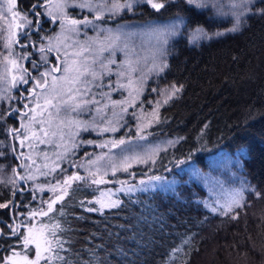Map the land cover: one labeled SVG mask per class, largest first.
Returning a JSON list of instances; mask_svg holds the SVG:
<instances>
[{
    "label": "trees",
    "instance_id": "1",
    "mask_svg": "<svg viewBox=\"0 0 264 264\" xmlns=\"http://www.w3.org/2000/svg\"><path fill=\"white\" fill-rule=\"evenodd\" d=\"M34 2L29 0L28 7ZM143 5V9L136 14L120 15L107 27H114L117 23L133 25L150 19L164 20L178 13L188 18V14L183 11L185 6L179 0L172 6L166 5V9L160 12ZM211 17L212 14L208 13L196 19L200 26L211 32L223 27L222 19L213 21ZM249 24L241 33L226 34L201 42L199 46L189 43L187 39H178L172 44V52L167 57L168 68L155 77H149L147 84L162 88L182 86V91L159 106L158 120L149 115L157 111L153 105L148 107L147 113L141 114L142 109L135 105L136 99L132 108L126 103H119L130 97L128 90L122 89L120 94L118 91L111 94V99L118 102L116 112L119 110L121 113L119 119H126L123 125L137 127L140 117H148L147 133L150 140L178 142L168 145L156 155L155 166L147 165L141 169L135 166L128 172H117L109 180L119 179L130 183L141 177L165 174L175 178L178 197L171 191L160 194L153 191L136 192L132 194V199L140 202L132 203L120 193V198L127 204L126 208L104 209L103 214L88 212L85 207H94L88 201L92 200L101 186L85 179L73 182L68 195L54 205V210L48 216L31 220V211L39 210L40 207L47 210L54 193L32 187L30 179L16 178L14 186L9 184L7 190L0 192V202L8 200L9 205L8 209L0 208V229L8 231V224L15 225L21 221L37 225L40 222L59 223L62 231H58L57 235L64 241V251L60 252V256L67 264H85V261L98 264L101 259L106 264H264V214L255 215L264 204V199L245 192L246 206L234 209L239 215L233 219L232 212L221 215L220 211L212 212L207 208L201 201L203 188L198 187L194 180L188 181L192 168H207L208 160L216 151L222 150L234 157L242 150L239 153V163L243 165L241 181L247 180L264 189V19L255 17ZM132 30L136 32V27ZM64 35L70 36V33ZM134 36L128 41L129 44ZM89 37L95 39L96 34L87 32L86 37L82 32L79 37L74 35L70 39H63L65 51L71 53L76 50L75 45L66 47L72 45L73 40L84 41ZM234 56L237 59H233ZM116 59L119 63L124 59V54L117 52ZM147 95H143V98ZM102 103L109 101L104 100ZM123 107H127V112H135L136 116L122 112ZM94 114L62 110L57 116L54 112L50 131H55L57 135L48 138L50 143L25 141L23 152L32 157V160H27L28 174L36 173L41 183L49 185L66 179L72 171L77 170L78 166H69V160L81 165L88 154H98L102 148L95 144L73 148V143L92 135L90 131L76 129L68 123L73 117L90 120ZM11 124L15 126L16 121H11ZM99 128L98 133H102L100 137L115 135L120 138V133L124 131V128H117L115 132ZM77 132L78 135H75ZM0 133L5 132L0 130ZM6 143L18 146L19 139L11 143L6 139ZM30 143L33 144L31 148L28 147ZM57 144L61 146L56 147ZM44 152H47V157L43 155ZM65 152V159H58L55 155ZM16 156L17 153L9 151L7 158L0 160L12 167L21 163L14 158ZM33 160L35 163H32ZM177 160L183 163L177 164ZM53 161L58 167L51 171ZM244 161L248 166L244 165ZM45 164L48 167H44ZM129 173H134L135 177ZM118 185L108 183L105 187L115 191ZM58 194L57 191L55 195ZM81 202L85 207L80 206ZM61 210L63 215H60ZM22 230L25 232L26 228ZM101 245L103 247L99 248V255L94 256L92 250ZM13 246L22 252V244L16 243L14 237L0 238V254L10 255L9 249ZM212 247L215 260L210 254ZM121 249L127 253L126 256L121 254ZM28 252L31 254L33 249L30 247ZM63 261H53L52 264H63Z\"/></svg>",
    "mask_w": 264,
    "mask_h": 264
},
{
    "label": "snow or ice",
    "instance_id": "2",
    "mask_svg": "<svg viewBox=\"0 0 264 264\" xmlns=\"http://www.w3.org/2000/svg\"><path fill=\"white\" fill-rule=\"evenodd\" d=\"M6 3L7 12L11 13L15 23L14 25L10 23L8 26L9 38L5 43L8 51L7 54H4V59L13 69L19 70V75H13L11 78L12 86L15 87L17 81L23 85H28L23 92H28L31 95L30 97L23 96V92L18 91L15 96L0 97V130L11 136L12 141L19 138L18 146L15 143H6L7 137L4 141H0V158L6 159L8 152L11 151L17 153L14 158L21 161L19 166L27 167L23 161L32 160V157L30 154L25 155L20 149L24 148L25 141H33L39 144L50 143L48 138L57 135L55 131H50L54 112L58 116L62 110L77 114H88L94 111L96 116H92L90 120H80L73 117L68 121L76 129L89 131L90 129L99 128L97 117L103 120L106 115L104 109L109 105L108 103H102V101H109L113 107L117 105L118 102L111 99L112 92L122 89L128 90V95L132 97V100L119 103L134 106L133 101L145 91L146 77L142 75L137 80L133 79L132 74L137 71L140 58L137 57L135 62L133 61L129 53L135 54V48L130 47L128 41L132 36H138L140 33L134 32L132 30L134 26L127 24L117 23L115 28L107 27V25L116 15L128 12L135 13L138 10L137 6L141 4H146L156 12H160L161 9H166V5L172 6L177 3V0H123V2H120V0H57L54 5L55 14L48 7L52 0H48L47 3H45V0H35L29 6V11L24 14H22L23 9L17 7V0H6ZM179 3L185 6L183 11L188 14V18L178 13L169 23L146 26V31L155 38L149 72L160 74L168 68L167 57L172 52V48L169 47L170 39L187 33L190 42L195 46H199L203 41H211L226 34L241 33L250 26V20L255 17L264 19V0H228L227 3L225 0H179ZM41 8L44 9V12L41 11ZM69 8L87 10L92 15L91 17L81 15L79 19H76L68 14L67 9ZM45 12L47 17H51L47 20V23L52 24L58 20V27L61 29V35L48 38L46 44L44 43V28L41 23L45 19ZM208 13L212 14L213 21L217 18H228L231 26L225 27L223 31L210 32L200 26L199 20L196 19ZM193 24L196 26L192 27ZM13 27L15 29L21 27L25 29L22 38L19 32L13 31ZM88 29L96 34V38L89 37L84 41L73 40L72 45H66V47L75 45L76 50L71 53L65 51L62 59L58 45L62 38L65 40L71 38L64 34L71 33L79 37L83 32L87 37ZM16 45L24 49L19 55L14 50ZM53 52L57 55L54 59H50L49 54ZM117 52L124 54V59L119 63L116 59ZM85 53L89 55L85 56ZM104 53H108V55L105 56ZM233 59H237V57L234 56ZM22 60H27L28 68L21 66L20 61ZM148 90L154 92L157 89L150 88ZM181 91L182 86L176 87L175 85L171 89H165L166 99L163 103H167L168 100ZM13 100L17 103L13 104ZM145 100H147L146 97ZM30 104L33 106L30 107ZM159 106V103H157V111L149 113L153 119H159ZM38 109L39 111H37ZM121 111L127 112V107H123ZM45 113H47V116H45ZM113 115L115 116L116 113L114 112ZM132 115L135 117V112ZM139 119H141V123L136 127V131L139 133L138 136L134 134L133 137L128 139H114L106 144L99 145L100 147H107L110 155L105 163L97 166L94 171L92 169L88 170V175L91 177L90 183L93 185L118 183L120 187L115 191L112 189L100 191L99 198L95 201H88V204L95 203L99 207H85L81 202L80 206L85 207L86 211L103 214L104 209L126 208L127 204L125 200L120 198V193H123L128 198V202L132 203L140 202L138 199H132V194L136 192L153 191L160 194L171 191L177 197L179 196L177 189L174 187L176 181H168L160 175L150 177L148 181L141 179L139 186L130 184L125 180L117 179L113 181L105 178L109 173L115 177L118 171L128 172L133 164L156 165L155 157L161 150L159 147L151 148L148 145L133 143L134 140L147 139V135L144 134V128L147 124L142 117ZM11 121H16L17 126H12ZM60 123L63 124L64 121H60ZM103 130L115 132L117 126L113 125V121L109 119L105 122ZM75 135H78V132ZM176 142L178 141H168L169 144H175ZM92 143L91 140L83 139L73 143V148L86 147ZM32 146V143L28 145L29 148ZM60 146V144L56 145V147ZM114 148L121 149L120 153L111 155ZM43 155L47 157L48 154L44 152ZM55 155L58 159L66 158V152L55 153ZM117 155L119 159H117ZM101 160H104L103 156L97 157L91 163L97 165L98 161ZM32 163H35V161L33 160ZM176 163L180 164L183 161L177 160ZM163 164L164 161L162 160L161 166ZM69 166L76 167L79 165L69 160ZM44 167H48V165L45 164ZM56 167L58 165L53 161L51 171H54ZM168 170L170 171V169ZM129 175L135 177L134 173H129ZM33 178L31 175L20 177V179L25 180ZM85 179L79 174H70L66 179L58 181L49 189L54 193V196L48 202L47 210L32 211L30 219L35 220L38 216H48L54 210V205L58 201H63L65 196L68 195V189L72 183L84 181ZM12 182L15 183V181ZM38 187L41 191L44 190L43 186ZM57 191L59 194L55 195ZM245 192L250 196L264 199V189L244 180L239 188L229 194L224 203L214 202L216 206H211V211L217 212L219 210L221 215H228L232 212V218H237L239 213L235 212L234 209L246 206ZM0 208L8 209L9 205L8 203H0ZM63 214L61 210L60 215ZM80 219L85 218L80 217ZM7 228L8 231L0 229V238L14 237L16 243L22 244V252L16 251L14 246L11 247L9 249L10 255L0 254V264H42V262L43 264H52L53 261H63L60 252L64 251V241L59 239L57 235L58 231H62L59 223L40 222L37 225L21 221L15 225L8 224ZM25 228L26 234L22 230ZM30 247L33 249L31 254L28 252ZM100 247L103 246H98L97 249L92 250L94 256L99 255ZM120 251L122 255H127L123 249ZM63 264H67V261H63ZM85 264H92V262L85 261ZM98 264H106V261L101 259Z\"/></svg>",
    "mask_w": 264,
    "mask_h": 264
},
{
    "label": "rangeland",
    "instance_id": "3",
    "mask_svg": "<svg viewBox=\"0 0 264 264\" xmlns=\"http://www.w3.org/2000/svg\"><path fill=\"white\" fill-rule=\"evenodd\" d=\"M28 2H29V0H17L18 9H23L22 14L27 13L29 11ZM47 2H48V0H45V3H47ZM56 2H57V0H52V3L48 5V7L53 11V14L56 13V9L54 7ZM120 2H123V0H120ZM225 2L227 3L228 0H225ZM143 7H144V5L141 4V5L137 6L138 10L135 11V13H132V12H128L126 14L122 13V14H120L121 16L116 15L114 17H118V16L123 17V16L131 15V14H136L137 12L140 11V9L142 10ZM41 11L44 12V9L41 8ZM67 12L70 16H72L73 18H76V19H79L81 15H86L88 17L92 15L91 13H88L87 10H81L79 8H76V9L69 8V9H67ZM45 19H51V17H47L46 12H45ZM17 20H18V18H17ZM170 21H167L166 23H169ZM10 23L14 25L15 22L13 21L11 13L7 12L6 0H0V97L15 96L18 91L22 92L23 87H25V88L28 87V85H23V84L19 83L18 81H17V84L15 87L12 86L11 78L13 75L18 76L19 70L13 69L11 67V65H8L4 59V54H7V51H8V49L5 47V43H6L7 39L9 38L8 26ZM166 23L149 22V24H152V25H164ZM58 24H59L58 20L52 24H49L46 22V27H48V28L46 29V31L43 32V35L45 36V40H44L45 44L47 43L48 38L61 35V29L58 27ZM149 24L146 23L145 25H149ZM129 25L132 26V24H129ZM133 26H136L141 32V34H140L141 37L139 36L137 39H140V41H142L143 47H144L145 51L148 53L149 57L145 55L143 59L148 58V59H145L146 60L145 63L149 64V63H151V55H152L153 50H154L155 38L150 33H148L146 31V27L141 29V22L136 23ZM230 26L231 25H229L228 27H230ZM223 30L224 29H222L220 31H223ZM13 31L19 32L21 35V38H22V34L25 31V29L23 27H21L20 29H15L13 27ZM90 31H91V29H88L87 32H90ZM185 34L188 37L187 39L190 40L188 34L187 33H185ZM70 36L73 37L74 35L70 33ZM142 36H146L151 40L150 52L147 51V44L145 42H143V40L141 39ZM180 37L182 39H184V35H183V37L182 36H180ZM34 39H35V37H34ZM174 39H170L169 47H171L172 43L174 42ZM58 46L60 47V55H61V58L63 59V54L61 53V52H63V53L65 52V44H64L63 38L61 39ZM14 50H15V53L17 55H19L22 51H24V49H21L19 45L14 46ZM56 55H57V53L53 52V53L49 54V57H50V59H54ZM20 64L22 67H25V68L29 67L27 60L20 61ZM150 73L152 74L153 77L159 75L156 72H150ZM25 88H23V89H25ZM153 88H156L157 90L153 92V95L152 94L148 95L146 97L147 100H145V98H141V96H142V94H141L139 97H137L138 99H141L140 104L138 103L139 100L137 102H135V105L137 107H139V108L141 107V108L145 109L144 110L145 113H147L149 106L153 105V108L154 107L156 108L157 103H159V105H162L163 101L166 99L164 90L165 89H171V87L162 88L161 86H155ZM148 89H150V88H148ZM148 89H146V90L148 91ZM115 92H112L111 94H113ZM118 94H120V91H118ZM23 95L29 96L30 93L23 92ZM21 99H23V97H21ZM129 100H131V97H129L127 99V101H129ZM12 103L15 104L17 102L15 100H13ZM108 105H109L108 108L104 111L106 113V115L104 116V119L101 120L99 117H97V122H98L99 127H100L99 129L104 128L105 122L109 119L113 121V125H116L118 129H123L124 128L123 123L126 119H119L121 117V113L119 112V110H118V113L116 112L117 107L116 106L113 107L110 102L108 103ZM130 107L132 108V105H130ZM151 111H152V109H150L149 112H151ZM114 112L116 113L115 116L113 115ZM139 113H141V111H139ZM145 113H141V114H145ZM126 114L131 116L132 110H130V112H126ZM93 116H96V114H94ZM142 118H143V121L147 124L148 123V117L144 118L142 116ZM140 123H141V119H139L137 125H139ZM128 129H129V127L126 126L125 130L122 132V134L125 135L128 132ZM89 131H90L92 137H87L85 139L91 140V141H93V143L91 145H88V146H92L95 144L97 147H100L99 145L106 144L111 140L117 139V137L115 135H113V136L112 135H106L104 137H100V135L102 133L99 134L97 129H95V130L90 129ZM132 132L136 133L137 136L139 135V133H137V131H136V127H133ZM0 134H3L5 136V133H0ZM144 134L147 135L146 140H134L133 143H140V144L148 145L151 148L159 147L161 150L167 148L168 145H170L168 142H156L155 140H150L149 135L147 133V126L144 128ZM4 136H0V141H4V139H3ZM5 137H7V142H10L11 136L7 135ZM131 137H133V134L128 135L127 137L123 136L121 138L128 139ZM121 138H119V139H121ZM17 139H19V138H17ZM11 141H12V139H11ZM103 148L104 149L101 150L100 152H101V156L104 157V160L98 161L97 165H93L91 163V161L95 160L96 153H90V154H88V157L86 158V160L81 165L78 164L79 166H78L77 170L72 171L70 174H79V175L85 177L86 179L91 180V177H89V175H88V170L92 169L94 171L97 166L104 164L105 161L109 158V155H110L109 149L107 147H103ZM24 150L25 149H23L22 151H24ZM120 151H121V149L114 148V149H112L111 155H116V154L120 153ZM89 157H90V159L88 160ZM117 159H119L118 155H117ZM238 161H239V159H236L235 157L230 156L228 154L217 155L216 158L213 159L212 162H210V171L209 170L204 171L200 168H195L191 171L190 177L193 180L201 182V184L204 188V195H203V198L201 199V201L203 202V204H205V206L209 205V206H206L207 208L211 209V206H216V204L214 202L224 203L228 199L229 194L233 190L240 187L242 181L240 179L241 170H239L240 169V166H239L240 161L239 162ZM23 163L27 165V160H25ZM243 163H244V165L248 166L247 162L244 161ZM135 165H142V164H133V166H135ZM15 166L9 167L6 165V163L4 164V162L2 160H0V192L3 191L4 189L7 190L9 184L11 186H14L15 183H13L12 181H15L16 175H18L20 177H23L26 175L33 176L34 178L30 179L32 187L40 190V187H38V186H43V189H44L43 192H46V193H49V192L52 193L51 191H49V189L54 184H56L58 182V180H57L56 182L51 183L49 185L47 183L43 184L37 179L38 175L36 173L28 174V172H27L28 165H27V167H22L21 170L19 169V167L15 168ZM148 167H149V165H148ZM241 167H243V165H241ZM14 171H16V172H14ZM80 171H82L81 174H80ZM101 171H103V169H101ZM110 176H111V173H109V175L105 178L109 180ZM153 176H156V175L141 177L137 181H135L134 183H130V184H136L139 186V181L141 179L148 181L149 178L153 177ZM160 176H162L164 179H166L168 181L173 180L172 178H166L165 175H160ZM119 186L120 185H118V187ZM175 186L176 185H174V187ZM106 190H108V188H106V187L98 188V192L91 199L93 201H95L97 198H99L100 191H106ZM7 195H8V193H7ZM44 200H46V199H44ZM7 201L8 200H4L0 203H7ZM246 202H247V199L245 198V203ZM90 205H92L94 207H99L95 203L90 204ZM39 209H43V208L40 207ZM33 211H37V209H35ZM258 213L264 214V204L257 210L255 215H259ZM29 217H30V214H29ZM25 234H26V231H25ZM213 248L214 247L211 248L210 254L212 255V260L213 259L215 260V258L213 256V252H212ZM255 257L257 258V256H255Z\"/></svg>",
    "mask_w": 264,
    "mask_h": 264
},
{
    "label": "flooded vegetation",
    "instance_id": "4",
    "mask_svg": "<svg viewBox=\"0 0 264 264\" xmlns=\"http://www.w3.org/2000/svg\"><path fill=\"white\" fill-rule=\"evenodd\" d=\"M42 25H43V28L46 29V26L44 24H42Z\"/></svg>",
    "mask_w": 264,
    "mask_h": 264
}]
</instances>
